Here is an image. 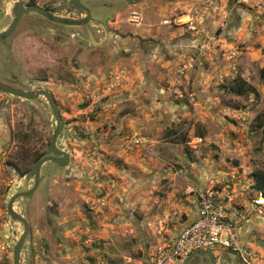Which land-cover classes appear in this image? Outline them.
<instances>
[{
    "label": "rangeland",
    "instance_id": "obj_1",
    "mask_svg": "<svg viewBox=\"0 0 264 264\" xmlns=\"http://www.w3.org/2000/svg\"><path fill=\"white\" fill-rule=\"evenodd\" d=\"M19 2L80 13L72 0H0V32ZM82 2L92 24L64 31L29 14L0 43V82L54 95L57 146L70 156L14 204L30 225L21 264H146L191 222L203 190L241 219L247 262L218 247V264H264V0ZM107 17L109 38L94 44L88 33L101 38ZM242 81L256 93L237 95ZM54 120L43 98L0 93V264H13L24 233L8 203L33 187Z\"/></svg>",
    "mask_w": 264,
    "mask_h": 264
},
{
    "label": "water",
    "instance_id": "obj_2",
    "mask_svg": "<svg viewBox=\"0 0 264 264\" xmlns=\"http://www.w3.org/2000/svg\"><path fill=\"white\" fill-rule=\"evenodd\" d=\"M141 0L135 2L138 3ZM130 3L131 0H129ZM75 6L81 11H85L87 13L86 18L80 20H73L70 18H64L61 16H57L52 14L48 10L41 8L39 6L28 5L26 6L23 2H19L16 5L14 10L15 12V19L13 20L12 24L9 26L8 29L0 32V43L9 39L14 32L16 31L20 21L22 20L24 15L30 13H37L47 20L65 26H87L92 18V13L89 8L82 4L81 0H74ZM92 36V34L90 33ZM94 44H101L102 42H96L93 38H90ZM0 92L4 94H8L14 97H18L25 100H36L39 97H45L48 101L50 108L52 110L53 116L55 118L54 125V133L52 136V140L49 146V155L39 160L33 167V169L29 172L26 176V180H33L34 184L33 187L27 191L17 192L14 194L9 203H8V213L11 218L15 221H19L24 226V233L21 238L17 241L14 250H13V264H21V252L22 248L26 242V239L30 232V225L26 218L18 213L15 208L14 204L17 200L23 198H30L32 197L36 191L38 190L40 183H41V171L43 166L48 162H53L60 167H64L70 163V156L63 150L59 149L57 146L58 137L63 129V121L59 111V107L56 103L54 96L46 90H36V91H27L20 88L12 87L7 84L0 82ZM57 123V124H56ZM23 178L18 181L17 190H20L23 186ZM206 257L210 261V264H218L216 255L212 251H197L193 253L191 256L184 260L183 264H190V262L196 257Z\"/></svg>",
    "mask_w": 264,
    "mask_h": 264
},
{
    "label": "built area",
    "instance_id": "obj_3",
    "mask_svg": "<svg viewBox=\"0 0 264 264\" xmlns=\"http://www.w3.org/2000/svg\"><path fill=\"white\" fill-rule=\"evenodd\" d=\"M197 206L195 219L174 240L156 245L148 254L146 264H183L197 251H212L215 254L214 250L218 247L240 255L247 262L241 248V219L238 215L218 206L211 190L199 193Z\"/></svg>",
    "mask_w": 264,
    "mask_h": 264
},
{
    "label": "flooded vegetation",
    "instance_id": "obj_4",
    "mask_svg": "<svg viewBox=\"0 0 264 264\" xmlns=\"http://www.w3.org/2000/svg\"><path fill=\"white\" fill-rule=\"evenodd\" d=\"M126 1V3L127 4H130V6L131 7H133V6H138V5H141V4H143V3H145L147 0H141L140 2H138V3H135V2H137V1H139V0H131V2H133V3H130L129 2V0H125ZM81 2H82V0H81ZM26 6H28V5H33V6H38V5H35V4H31V3H29V4H26V3H24ZM82 4H83V2H82ZM84 5V4H83ZM72 6H73V9L75 10V15L78 13V11L80 12L79 13V16L78 17H72V16H70V15H62V14H60V13H57L56 11H54L53 9H51L50 8V6L49 7H41V6H39V7H41V8H44V9H46V10H48L49 12H51L52 14H55V15H57V16H61V17H64V18H70V19H73V20H80V19H84V18H86V16H87V13L85 12V11H80L76 6H75V4H74V0H72ZM86 6V5H85ZM87 7V6H86ZM87 8H89V7H87ZM90 9V8H89ZM15 10V9H14ZM13 10V11H14ZM91 13H92V18H91V21L89 22V24L88 25H90V24H92L93 23V20H94V13L92 12V10H91ZM30 14H37V13H30ZM29 14H27V15H24L23 16V18H22V20L20 21V23H19V25L22 23V21L25 19V17L26 16H28ZM37 15H39V14H37ZM40 17H42L44 20H46V22H47V24L48 25H51V26H55V28L57 27V28H61L62 30H64V31H66V29H68V28H70V29H77V28H82V27H86V26H65V25H60V24H56V23H53V22H51V21H49V20H47L46 18H44L43 16H41V15H39ZM14 19H15V12H14ZM13 19V20H14ZM13 22V21H12ZM109 23H110V21H109V17H107L104 21H103V23H99L98 24V31H95V32H100V33H102L103 34V36L101 37V38H99L98 40H95L96 42H106L107 40H108V38H109V33H108V25H109ZM12 24V23H11ZM19 25H18V27H17V29L19 28ZM87 25V26H88ZM9 28V27H8ZM7 28V29H8ZM17 29H16V31H17ZM4 31V30H3ZM15 31V32H16ZM15 32H14V34H15ZM13 34V35H14ZM92 34V33H91ZM13 35L11 36V37H13ZM49 35H51V34H49ZM73 37H76L77 35H79V32H77V31H75V34H71ZM10 37V38H11ZM88 37L89 38H93L94 39V35L92 34V36L88 33ZM9 38V39H10ZM9 39H7V40H9ZM6 40V41H7ZM50 40H53L54 41V39L53 38H51V37H49V38H45L44 39V41H46V42H49ZM6 41H3V42H1V43H4V42H6ZM52 43V42H51ZM5 84V83H4ZM7 85H9V84H7ZM9 86H12V85H9ZM12 87H14V86H12ZM16 88H18V87H16ZM24 90V89H23ZM42 90V89H41ZM47 91V90H46ZM50 92V91H49ZM1 93V92H0ZM51 93V92H50ZM4 94V93H3ZM52 94V93H51ZM8 95V94H7ZM53 95V94H52ZM54 96V95H53ZM16 98H18V97H16ZM40 98V97H39ZM38 98V99H39ZM41 98H43L44 99V101H45V105L46 106H48L49 107V109H51L50 108V105H49V103H48V101L46 100V98L45 97H41ZM19 99H21V98H19ZM23 100H25V99H23ZM37 100V99H36ZM27 101H30V100H27ZM34 101V100H33ZM57 103V102H56ZM58 105V104H57ZM59 107V106H58ZM52 111V110H51ZM53 114V113H52ZM63 121V120H62ZM54 122H56L55 120L53 121V125H54ZM57 124V123H56ZM54 129V128H53ZM63 129H64V123H63ZM62 129V130H63ZM53 136V135H52ZM59 138V137H58ZM51 140H52V138H51ZM58 141V140H57ZM50 143H51V141H50ZM50 143H49V146H50ZM49 155V148H48V153H47V155L46 156H48ZM46 156H44V157H46ZM43 157V158H44ZM42 159V158H41ZM41 159H39V160H41ZM38 160V161H39ZM37 161V162H38ZM36 162V163H37ZM35 163V164H36ZM48 163H51V162H48ZM48 163H46V164H48ZM45 164V165H46ZM44 165V166H45ZM43 166V167H44ZM42 170H43V168H42ZM41 177H42V171H41ZM203 258H205L206 259V261H209L208 260V258H206V257H203ZM218 261V260H217ZM210 262V261H209Z\"/></svg>",
    "mask_w": 264,
    "mask_h": 264
},
{
    "label": "trees",
    "instance_id": "obj_5",
    "mask_svg": "<svg viewBox=\"0 0 264 264\" xmlns=\"http://www.w3.org/2000/svg\"><path fill=\"white\" fill-rule=\"evenodd\" d=\"M262 76L264 77V70H262ZM236 88H234V92L237 95H249L250 93H256V90L253 87L248 86L246 82L242 81L241 83L238 82L236 84ZM25 173H23L21 176L23 177ZM256 189L259 192L264 193V174H258L257 179H256V184H255Z\"/></svg>",
    "mask_w": 264,
    "mask_h": 264
},
{
    "label": "crops",
    "instance_id": "obj_6",
    "mask_svg": "<svg viewBox=\"0 0 264 264\" xmlns=\"http://www.w3.org/2000/svg\"><path fill=\"white\" fill-rule=\"evenodd\" d=\"M197 208H198V206H195V211H194L195 213H194V216H193V219L191 220V222L195 219L196 212H197ZM191 222H190V223H191ZM190 223H189V224H190ZM187 225H188V224H186L184 227H186ZM184 227H183V228H184ZM181 231H182V230H181ZM181 231H180V232H181ZM180 232H179V233H180ZM173 240H174V239H173Z\"/></svg>",
    "mask_w": 264,
    "mask_h": 264
},
{
    "label": "bare ground",
    "instance_id": "obj_7",
    "mask_svg": "<svg viewBox=\"0 0 264 264\" xmlns=\"http://www.w3.org/2000/svg\"><path fill=\"white\" fill-rule=\"evenodd\" d=\"M262 201H263V198H262Z\"/></svg>",
    "mask_w": 264,
    "mask_h": 264
}]
</instances>
